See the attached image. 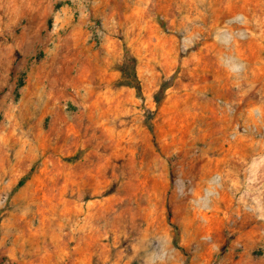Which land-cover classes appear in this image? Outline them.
<instances>
[{"label":"rangeland","instance_id":"rangeland-1","mask_svg":"<svg viewBox=\"0 0 264 264\" xmlns=\"http://www.w3.org/2000/svg\"><path fill=\"white\" fill-rule=\"evenodd\" d=\"M0 264H264V0H0Z\"/></svg>","mask_w":264,"mask_h":264},{"label":"trees","instance_id":"trees-1","mask_svg":"<svg viewBox=\"0 0 264 264\" xmlns=\"http://www.w3.org/2000/svg\"><path fill=\"white\" fill-rule=\"evenodd\" d=\"M133 75H134V73H132L131 76H133ZM136 78H137V76H136ZM133 80L135 81V82H134V86H135L136 90L138 91V93H141V85H140V82H139L138 78H137V79H133ZM27 179H29V175H28V176H25V177L21 180L20 184L25 183V181H26Z\"/></svg>","mask_w":264,"mask_h":264}]
</instances>
